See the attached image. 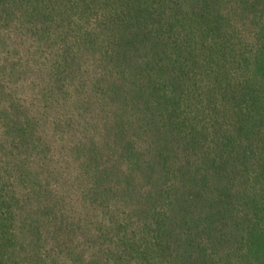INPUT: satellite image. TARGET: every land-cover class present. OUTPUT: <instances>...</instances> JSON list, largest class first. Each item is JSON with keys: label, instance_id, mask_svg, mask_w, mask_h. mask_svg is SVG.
Instances as JSON below:
<instances>
[{"label": "trees", "instance_id": "trees-1", "mask_svg": "<svg viewBox=\"0 0 264 264\" xmlns=\"http://www.w3.org/2000/svg\"><path fill=\"white\" fill-rule=\"evenodd\" d=\"M0 264H264V0H0Z\"/></svg>", "mask_w": 264, "mask_h": 264}]
</instances>
